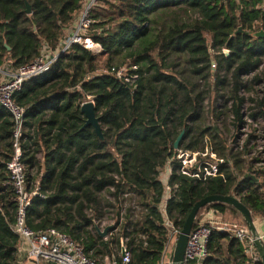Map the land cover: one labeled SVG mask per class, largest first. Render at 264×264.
Wrapping results in <instances>:
<instances>
[{"label": "trees", "instance_id": "16d2710c", "mask_svg": "<svg viewBox=\"0 0 264 264\" xmlns=\"http://www.w3.org/2000/svg\"><path fill=\"white\" fill-rule=\"evenodd\" d=\"M87 2L0 0V66L17 70L45 50L57 52ZM90 12L86 36L100 47L72 44L14 95L25 108L27 185L39 189L27 225L69 234L98 264H160L170 231L165 218L182 228L208 195L235 196L254 223L264 221V148L256 149L255 127L264 120V37L255 35L264 30V0H97ZM89 99L103 139L85 126L81 105ZM14 129L12 114L0 105V264H21L13 229L17 194L8 170ZM181 152L199 154L185 165ZM213 154L217 172L206 175ZM167 186L172 196L164 212ZM206 209L238 212L211 203L194 226ZM110 210L114 226L102 237L96 226ZM208 250L202 264H262L232 230L214 229Z\"/></svg>", "mask_w": 264, "mask_h": 264}, {"label": "built area", "instance_id": "2783aa9c", "mask_svg": "<svg viewBox=\"0 0 264 264\" xmlns=\"http://www.w3.org/2000/svg\"><path fill=\"white\" fill-rule=\"evenodd\" d=\"M96 2L97 0H91L90 3L83 8L74 27L75 29H73V32L69 35L68 39L64 41L65 43L63 42L58 48L57 52L45 50L35 61L21 66L12 74L7 73L6 70L0 66V105L5 107L12 114L15 126L13 132L15 153L12 160L8 163V170L17 194L16 200L18 203L13 229L21 239L19 252L27 254V256L37 264H41L43 261L52 264H98V262L88 257L85 254L83 247L77 244L69 234L60 232L55 228L35 231L27 225L26 217L28 208L31 205L33 195L37 194L39 189L36 188L33 191L30 190L27 185L25 165L22 162L23 152L21 147L25 108L19 106L15 102L14 95L22 89L23 83L26 80L47 70L57 59L59 54L68 51L72 44L80 43L88 48L100 47L94 43L90 37L86 36L92 24L90 11ZM198 154V152L190 154H188V152H181L178 157L183 158L184 164L187 165L192 161H195ZM203 155H206V153ZM168 165L171 167V162H169ZM205 170L206 175L215 174L217 172V165H212V168L206 167ZM195 175L199 176V174ZM168 178L169 176L163 177L162 181L167 183ZM171 196V188L167 186L166 194L161 205V209L164 212H166L167 202ZM220 218V214L214 209H206L201 213L198 223L193 227L189 235L185 252L186 261L194 262L195 264L203 263L204 259L209 254L208 243L214 229L232 230L236 237L248 244L251 258L253 260L259 259L260 256L254 244V237L248 226L244 225L239 228L231 229L227 224L220 222ZM165 219L166 225L170 228V231L160 264H174L171 259V254L174 250L181 228L176 226L173 221H170L167 217ZM258 232L260 239L264 241V231ZM124 248L125 254L122 252L123 261L129 262L130 251L128 252L127 248Z\"/></svg>", "mask_w": 264, "mask_h": 264}, {"label": "water", "instance_id": "95a60500", "mask_svg": "<svg viewBox=\"0 0 264 264\" xmlns=\"http://www.w3.org/2000/svg\"><path fill=\"white\" fill-rule=\"evenodd\" d=\"M27 12L28 13L31 12V7L28 3H27ZM238 32H243L242 27L239 28L237 33ZM255 35L259 37H264V30H260L256 32ZM7 47L8 49H10L8 45ZM224 53L227 56H229L230 50L225 48ZM81 111L85 114V117H86L85 126L86 125L93 126L98 136L101 139H103L104 138L103 128L101 125L100 116L97 115L96 106H95L94 101L87 100L83 102L81 105ZM185 131L186 130L183 129L178 135V137L176 138L174 142L175 149H178L179 144L185 135ZM211 203H222L226 205H231L243 215L246 221V224L249 230L251 231L252 236L254 237V244L262 260V264H264V241L261 240L259 237V232L253 221L251 210L247 206H245L238 198L232 195H208L204 197L203 199L197 201L193 205L178 235L174 250L172 251L171 259L173 263L174 264H186L187 262L185 258L186 247L188 244L189 235L194 227V223L197 218V215L202 208H204L205 206ZM113 226L114 224L107 225L104 228H100L99 226H96V229L102 237H106L109 234L110 230L113 228ZM122 252L123 254H125L124 247H123Z\"/></svg>", "mask_w": 264, "mask_h": 264}, {"label": "rangeland", "instance_id": "374dc122", "mask_svg": "<svg viewBox=\"0 0 264 264\" xmlns=\"http://www.w3.org/2000/svg\"><path fill=\"white\" fill-rule=\"evenodd\" d=\"M90 1L91 0H88L87 4L85 6H87L90 3ZM109 1H113V0H109ZM78 19H79V17H78ZM73 29H75V28H73ZM73 29L70 30V32H68V34L66 36V40L68 39L69 35L73 32ZM248 120L251 121L250 119H248ZM228 122H229V119H228ZM223 126H224V124H223ZM227 127L230 128V131H227L225 128L224 129L226 130L225 132L227 133V136H229V141L232 143L233 139H232V136L231 135L233 133V130H232V127L228 123H227ZM255 127L257 128L258 134H260V138H259V140L257 142L256 149H263L264 148V137H263V135H264V120H261L260 119L257 123H255ZM249 129H250V127L248 125H246L244 127V129H243L244 134L241 137V141L242 140H245L247 138L245 133H248L249 132ZM188 154H190V152H188ZM213 158H216V157L214 156ZM214 163L217 165V163H218V159L217 158H216V161ZM167 170H165L163 172L164 177H165V175H168ZM108 198H111V197L109 196ZM114 219H115V217H114V214H113V211L112 210L106 212L105 215L102 218L101 223H100L101 224V227L104 228L107 225L114 224ZM219 221L220 222H223V223H226V222H235L236 223V222H238V223H244L243 226L244 225H247L246 224V221H245V219L243 217V215L239 211L238 212H232V211L229 210L224 216H222L219 219ZM228 224H230V223H228ZM20 245H21V243H20ZM23 262H25L23 264H37L30 257H27L26 258V261H23Z\"/></svg>", "mask_w": 264, "mask_h": 264}, {"label": "crops", "instance_id": "0c3cea01", "mask_svg": "<svg viewBox=\"0 0 264 264\" xmlns=\"http://www.w3.org/2000/svg\"><path fill=\"white\" fill-rule=\"evenodd\" d=\"M4 67H5L4 69L6 70L7 73L12 74V73H14L16 71L9 64L4 65ZM170 169H171V167L169 165H167L166 170L168 172V175H165V177L169 176ZM161 177L162 178L164 177L163 172H162V176ZM220 217H222V215H220ZM255 225H256L258 231H264V221L263 220L255 222ZM27 257H28L27 254H25V253L22 254V252H19V258H20L21 264L25 263L23 261H26ZM108 264H112V263L108 262Z\"/></svg>", "mask_w": 264, "mask_h": 264}]
</instances>
